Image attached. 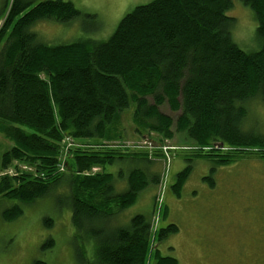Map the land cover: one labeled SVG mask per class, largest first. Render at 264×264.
I'll list each match as a JSON object with an SVG mask.
<instances>
[{"label":"trees","instance_id":"trees-1","mask_svg":"<svg viewBox=\"0 0 264 264\" xmlns=\"http://www.w3.org/2000/svg\"><path fill=\"white\" fill-rule=\"evenodd\" d=\"M239 1L256 20V51H245L232 39L234 19L227 12L240 4L236 0H151L126 13L105 41L58 45L38 41L31 27L79 16L70 1L44 0L27 9V1L4 0L0 134L13 145L0 151V199L31 203L61 192L75 238L81 245L93 243L96 264H147L150 257L154 264H178L151 247L153 233L158 231L161 241L177 232L174 224L157 230L158 222L154 228L153 217L141 214L126 225L116 223L148 180L158 185L161 175L151 171L161 152L103 143L115 141L108 127L132 101L138 131L159 134L161 144L180 134L189 149L197 147L187 156L229 162L254 149L264 158V135L245 124L248 105L264 100V0ZM163 104L180 112L174 131L171 117L159 109ZM65 136L93 143L59 160ZM148 142L150 148L156 140ZM227 147L243 150L223 153ZM138 156L147 167L132 165ZM190 160L169 183L177 196L190 174ZM117 161L119 180L105 170ZM20 213L12 205L3 218L13 221Z\"/></svg>","mask_w":264,"mask_h":264},{"label":"rangeland","instance_id":"rangeland-1","mask_svg":"<svg viewBox=\"0 0 264 264\" xmlns=\"http://www.w3.org/2000/svg\"><path fill=\"white\" fill-rule=\"evenodd\" d=\"M3 1L0 0V7ZM24 1L30 3L29 9L44 0ZM65 1H70L80 15L69 22L44 20L36 23L31 31L38 41L48 45L105 41L126 13L151 0ZM236 2L240 3L239 0ZM227 15L234 19L231 30L234 42L245 51L258 50L256 20L249 10L241 3H235ZM134 108L131 101L110 124L108 128L115 141L103 144L121 143L126 148L160 151L162 156L154 163L151 176L161 177L158 185L148 180L136 201L117 215L116 223L126 225L132 216L141 214L148 220L153 217V223L157 225L158 222L157 230L174 224L177 232L161 241L157 239L158 231L154 232L151 247H157L162 256L175 258L178 264H264V158L252 153L254 149H246L247 154H239L229 162H220L217 156H187L193 152V147H197L189 149L191 144L178 133L172 139H163L162 144L157 140L161 138L159 134L146 130L140 133L132 119ZM159 109L171 117V130L174 131L180 112L170 110L165 104ZM245 124L264 135V100L248 105ZM151 138L156 142L152 143ZM90 143L93 142L63 137L59 142V160L69 158L73 148L88 147ZM12 145L0 134L1 152ZM180 147L186 150H179ZM222 150L223 153H237L243 149L227 147ZM137 158L132 165L147 167L144 156ZM188 158L191 159V171L177 196L169 183L174 182L176 174L185 168ZM20 167L23 169L22 165ZM119 168H122L121 162L117 161L107 165L105 170L116 174L119 180ZM116 185L120 186V183L116 182ZM12 205H18L21 213L15 220L7 221L3 212ZM164 207L165 215L161 214ZM48 220L50 225L44 222ZM48 240L53 243L46 246ZM36 260L45 264H96L93 243L81 245L76 240L71 211L59 191L31 203L0 199V264H33ZM147 264H154L151 257Z\"/></svg>","mask_w":264,"mask_h":264},{"label":"built area","instance_id":"built-area-1","mask_svg":"<svg viewBox=\"0 0 264 264\" xmlns=\"http://www.w3.org/2000/svg\"><path fill=\"white\" fill-rule=\"evenodd\" d=\"M95 170H96V168H93V169L91 170V172H94ZM155 223H156V222H155ZM154 226L156 227V224H153V227H154ZM155 227H154V228H155ZM154 228H153V229H154Z\"/></svg>","mask_w":264,"mask_h":264}]
</instances>
